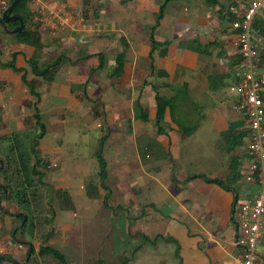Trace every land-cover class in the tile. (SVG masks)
Segmentation results:
<instances>
[{"label":"crops","instance_id":"1","mask_svg":"<svg viewBox=\"0 0 264 264\" xmlns=\"http://www.w3.org/2000/svg\"><path fill=\"white\" fill-rule=\"evenodd\" d=\"M197 2L199 1L197 0ZM200 2L208 7L206 9L208 13L207 15L204 14L202 21H199L198 16L200 10H198L191 15L190 18H187L188 22V19L191 20L192 25L187 24L186 27H180L179 29L176 25L169 33H166L161 19L153 32V36L156 41H165L167 44L156 47L152 51L151 60L148 59V53L150 51L149 42L146 51V57L148 59L147 66L149 68L151 65L152 68L149 70L150 75L147 74L148 78L157 80L159 83L161 80L160 78L164 76L168 77V83L165 82L166 84H163L161 88L171 89L172 93L170 95L165 94V96L174 95L177 91L181 92L176 99L175 118L181 119L184 128L194 125L195 128H193L189 134L185 135H182L181 130L176 125H172L173 123L163 127V133H157L155 127H147V129L144 128V130L141 131V137L145 135L147 140H153L154 144H156L153 146L154 153H152V150H146L144 148H148V144L152 143L146 141L141 144L140 147L144 151L152 153L148 154V156L144 154V156L150 158L154 155L156 159H161L163 163L159 160L158 163L155 161L152 165H143L142 155H140L138 144H136L135 159L142 168L141 170L144 177H141L140 181H138L140 187L137 192L139 191L138 194L140 195L137 197L131 194L126 205H129L130 210H132L136 204H140V210L142 211L141 215L139 214L141 229L138 231H144V234L148 237L152 234L153 237L155 234H166L177 242L179 248V264H234L238 261L241 250L239 246L233 243L235 238V226L231 217L232 208L237 202L252 198L256 193L257 183L254 176L249 174L244 167L249 159V153L245 147L243 138L242 143L229 152H226L227 146L221 138V133L226 129L228 122L240 121V116L231 108V104L234 100L232 95L233 85L236 79L239 61L235 36L228 25L230 19L227 17L230 16L231 13L228 14L226 5L220 3L219 0L212 5H206L203 0H200ZM236 2V9L240 10L244 5L240 0H236ZM194 9L198 8L195 7ZM192 10L193 9H190L189 11ZM231 17L232 16H230V18ZM263 17L264 14L257 15L254 21L262 19ZM148 22H153V16L150 17ZM178 22L180 23V21ZM59 29L62 30L63 28ZM188 29L191 30L189 35L188 32L184 33L185 30ZM253 33L256 38L258 50L257 70L260 74L264 75V37L259 35L254 28ZM50 34L47 35L50 36ZM56 34L57 32L50 37ZM43 35H45V33ZM0 38L9 40L11 44L10 51H3L4 61L0 60V168L1 166L3 167L6 160L9 159V161L12 162L6 174L0 172V236L4 237L5 233L9 231L10 240L15 243V245L12 244V246H10V251H7L9 250V246L6 248L4 241L0 239V243L5 245L4 252L0 255V264H3V262L5 264L12 260L10 255L14 250L18 253V260L17 262L14 260L13 264L15 262L22 264L26 263L27 254L30 251L31 245H29L28 241L16 237L15 233L22 232L28 225V215L25 214L24 209L18 204L20 203L19 201L23 199L21 197H24L25 191L27 190L25 185L29 186L32 177L35 176L30 174V165L33 159L29 154V145L34 133L33 135L29 134L27 138L25 137L27 135V127L33 122L31 119L33 114L31 105L32 97L28 89L20 81L19 75L21 72H14L10 68L2 66L1 63L10 60V54L12 52H17L14 56L15 66L21 68L22 71L25 72L27 78H35L37 80L38 84L36 85V91L39 94L37 106L40 119L45 125V132L36 145L38 156L39 153H43L45 156H55L58 163H62L63 161V164L73 160L78 162H80L79 159L83 160L86 155V145L90 144L88 136L86 135V129H84V124L81 123V120L83 116L84 118L86 117V108L89 109V106L86 107L84 104L81 105V101L83 100L80 96L81 93L78 95L77 92H72L69 87L70 82H67L65 76L62 75L60 79L58 78L59 71L64 74L63 67L55 72L53 80L50 82L35 77L29 72L25 63V57H23L22 51L23 44L15 42L8 33L2 34ZM60 39H62V37H60ZM176 43L178 46L177 49L175 47ZM163 51L164 54H160V52ZM178 54H181L180 57L181 60H183L181 64L174 58V56ZM175 66L179 67V74L177 76L171 75L172 72H176L173 71ZM124 69L125 67H123V71ZM157 71H163L164 76H159ZM57 83L63 85L60 87L54 85ZM76 85L80 88L81 83H76ZM166 85L167 87H165ZM125 86H127V84H125ZM157 88L160 87H156V91L158 92ZM70 94L74 95L75 98L70 97ZM117 94L122 95L120 92ZM153 94L154 91L150 96H148L149 94L146 95L147 100L148 98L153 99ZM62 99L66 100V102H62ZM84 100H86V98H84ZM119 100L121 101L123 99L118 97L117 102H119ZM183 102H186L190 108V117H186L185 113L179 109V106ZM142 106L145 109L143 104ZM151 109L154 110V106ZM153 115L150 114V117ZM191 115L193 119L189 122L187 118L191 119ZM26 119L28 123L25 122ZM131 120L140 122L139 120L133 119L132 115ZM186 120L187 122H185ZM48 124H50V130L47 129ZM51 124L55 125V128H57V125H60L61 129H59V131L62 132L57 133V131H54ZM203 126L207 127L204 128ZM241 127L244 128L243 123L239 128ZM202 129H211L218 132L219 140L216 143V148L225 154L219 178H224L227 174L228 157L231 155L237 156L239 162L237 175H229L227 177V189L218 187L214 183L205 182L199 178H193L188 181L185 177L191 174L177 173L174 177L182 180L184 185H179L176 189L173 185L171 186L172 182L170 179L173 176H162L165 178L164 182H168L167 186L159 177L148 175L150 174L148 169L151 167H156L161 164L169 165V163H171L169 159L167 161L162 159V154L164 153L166 157H170V159L178 163L180 151L182 149V141ZM47 132H51L53 135L48 138V135L46 136ZM148 135L153 137L149 138ZM95 136L98 142L99 136ZM95 136H93V138H95ZM59 138L61 139L60 145L55 142V140ZM119 138L120 147L126 145L127 138L123 141L121 137ZM23 139H27L28 143L27 151L25 152L26 155L23 152L24 156L21 155L19 150V143ZM119 144L115 150L119 149ZM186 148L188 151V147ZM113 158L114 164H120L118 160H121L122 163L125 162V158L123 159L121 157L118 159L115 155ZM20 162L23 163L24 168H20ZM61 165L62 164L59 166ZM61 171H58L57 176L53 171H50L46 173L44 177L51 180L53 179V184H50L53 187L52 189H60L63 192L66 191V195L70 198L71 205L69 209L59 205V211L66 212V210H72V216H75L73 210H78V208L75 203L73 204V193L71 190L67 189L66 181ZM4 174L7 176V182L3 179ZM245 176H249L250 181L249 177ZM213 177H217V175L213 174L211 178ZM182 181L178 182L177 180V183H181ZM48 182L50 181L48 180ZM138 182L136 181L135 184ZM152 182H154V184ZM4 183H7L8 192L3 188ZM63 183L66 187L62 189ZM17 191H22L23 195L19 196L20 200L15 197V192ZM98 192H100V189ZM166 196H170L173 202L171 206L167 208V212L162 213L161 210L157 209V205ZM29 201L30 199H27L26 203H29ZM151 204L153 206H149ZM102 207L105 208L103 205ZM132 217L133 216L130 217L131 225L133 224ZM24 221H26L25 225L20 228ZM63 227L64 224L62 229ZM135 233L136 231L132 234L135 235ZM22 251L24 252L22 253L24 257L23 261H20L19 257L22 256ZM257 251L264 260V225L260 240L257 244Z\"/></svg>","mask_w":264,"mask_h":264},{"label":"rangeland","instance_id":"2","mask_svg":"<svg viewBox=\"0 0 264 264\" xmlns=\"http://www.w3.org/2000/svg\"><path fill=\"white\" fill-rule=\"evenodd\" d=\"M27 1L31 16L30 26L39 29L41 40L46 49L42 51L39 60L42 61L49 57L53 58L59 54L64 55L66 59L57 69L58 71L63 67L64 74L59 71L58 78L60 79L62 75L65 76L67 82H70L69 87L72 92H77L78 95L81 93L80 96L83 98L81 105L89 106V109L86 108V117H82L81 123L84 124L90 145H86V155L83 160L79 159L80 162L73 160L66 164H63V161L58 163L55 156H45L43 153H39L43 160V165L40 162L37 166L42 175L41 181L35 175L32 177L30 187L25 185L27 190L24 197H21L23 199L20 200L19 196L21 194H15L16 199L20 200L18 205L24 209L25 214L29 218L27 227L22 232H16L15 236L28 241L32 249L36 250L38 244L42 242L43 235L46 232H50L47 242H50L49 244L64 253L69 264H96L95 260L97 258H102L104 264H119L118 258L123 255L130 257L126 264H179L177 258L173 255V249L175 248L173 242H164L157 239L155 244L151 245L143 242L136 234H132L141 229V222L139 221L141 207L140 204H136L132 209V213L130 206L126 205L131 194L137 197L140 195L138 194L139 191L137 192L140 187L138 181H140L141 177H144L142 168L135 159V146L138 144L140 147L141 144L149 141L152 144H148V148L144 147V145L143 147L146 150H152V153H154L153 146L156 145L153 140H147L145 135L141 137L142 134H140L144 128L154 127L153 116L150 117V114L153 115L154 110L151 108H153L154 102L152 98L147 100L146 95L149 94L148 96H150L154 89L156 90V87H160L157 90L161 94L170 95L172 93L171 89L161 88L163 84L168 83V77L160 78L161 80L158 83L157 80H152L147 76L150 70L147 66L148 59L146 57L147 34L148 26L151 24L148 21L156 12L162 0H48L47 6L51 10L55 9L61 1L66 2L67 7L64 11H67L69 15V27H61L65 30L58 28L53 32L47 30L48 28L41 31L39 19L43 13L41 15L38 14L34 10L31 0ZM198 1L169 0L161 18L164 31L169 33L176 25L178 29L186 27L187 24L192 25L191 20L188 19V22L187 18H190L198 10H200L199 21H202L204 14L207 15L208 13V10H206L208 7L204 6L200 0ZM195 7L198 9H194ZM190 9L193 10L189 11ZM44 12L46 13L45 10ZM190 31L188 29L184 33L188 32L189 35ZM56 32L55 36L50 37ZM44 33L46 37L43 35ZM47 34H50V36ZM10 46L9 40L0 38V60L4 61L3 51H10ZM22 47L23 57H27L31 48L25 44ZM175 47L177 49V43ZM119 51H123L125 54V69L119 77L109 78L108 73L114 66L113 57ZM97 52H102L103 54V67H97L98 62L95 56L78 61L75 60L78 55L82 56L86 53ZM180 55L174 56L179 64L183 63ZM91 68L92 70L90 71ZM178 70L179 67L175 66L173 71L176 72H172L171 75L177 76L179 74ZM76 83L84 84L82 88H79ZM54 85L60 87L63 84L59 85L57 83ZM82 90L86 98L96 99L100 102V105L97 103L92 107L91 101L84 100L85 97ZM119 92L122 95H118L117 93ZM138 94L139 100L145 106L149 117L145 123L131 120L132 101ZM70 97L75 98L72 94H70ZM118 97L123 100L117 102ZM62 102H66V100L62 99ZM93 109H95L97 115L92 113ZM179 109L185 113L186 117H190V108L186 102L181 103ZM168 118V115H165L163 127L172 124ZM192 119V115L191 119L187 118L189 122ZM51 125L57 133L62 132L59 131L61 129L60 125H57V128H55V125ZM203 127L206 128L207 126ZM47 129H51L50 124L47 125ZM36 132L37 129L31 122L30 126L27 127V135L25 137L27 138L29 134L33 135ZM102 134L105 135L102 151L107 162L106 185L109 190L107 203L111 207L121 206L115 212L103 208L101 198L87 197L84 191L86 182L95 185L97 183L95 174L97 167L92 153L97 146L95 135L100 136ZM52 135L51 132L46 133L48 138ZM119 137H121L122 141L127 138V143L126 145L123 144V147H120ZM152 137L149 136V138ZM218 140L219 136L216 130H198L182 141L179 164L170 159V157H166L164 153L162 154V159H165V161L169 159L171 163L169 165L161 164L162 166L151 167L148 169V172H150L148 175L157 176L163 182L165 178L162 176L167 175L169 177L171 175L173 176L170 179L172 182L171 186L173 185L176 189L179 185H184L182 180L174 177L176 173L203 174L206 177H211L215 174L220 177L221 165L225 154L216 148ZM55 142L60 145L61 139H56ZM118 144L119 149L115 150ZM27 146V139H23L19 143V150L22 156L27 151ZM186 147H188V151ZM139 152L142 155V163L145 166L152 165L155 161L157 163L159 160L161 161V159H156L154 155L146 158L144 154L148 156V154L152 153L144 151L142 148H140ZM114 155L118 159L121 157L125 158V162L122 163L121 160H118L120 164H114ZM161 162L163 163V161ZM60 164L62 165L59 166ZM50 171H53L56 176L58 171L63 173L67 189L73 193V204L75 203L78 208V210H73L75 216H72V210L59 211L60 208L58 206L61 203V197L53 192V187L50 185L53 179L44 177ZM193 178L203 180L202 177ZM193 178L185 177L188 181ZM177 180L182 182L177 183ZM136 181L138 182L137 184H135ZM152 183L154 184V182ZM164 183L168 186V182L165 181ZM66 186L63 183L62 189ZM64 193L67 194L66 191ZM100 193L103 194L101 190ZM27 199H30L29 203H26ZM172 202L170 196H166L158 203L157 209L161 210L162 213H166ZM3 214L5 215L4 212ZM131 216H133L132 225L130 222ZM63 224L64 227L62 229ZM140 232L144 234V231ZM150 237H153V234ZM0 239L4 241L6 248L9 246L7 251H10L12 244L15 245L10 240L9 231L5 233L4 237L0 236ZM137 244L139 249L131 256L129 251ZM23 251L21 252L22 256L19 257L20 261H23ZM10 256L12 260L9 261L10 263L5 264H13L14 260L17 262L18 253H16V250ZM27 257L29 264H49L53 262V259L49 256L39 257L35 252L28 253Z\"/></svg>","mask_w":264,"mask_h":264},{"label":"trees","instance_id":"3","mask_svg":"<svg viewBox=\"0 0 264 264\" xmlns=\"http://www.w3.org/2000/svg\"><path fill=\"white\" fill-rule=\"evenodd\" d=\"M7 5L12 1V0H5ZM169 0H162L161 3L158 5L156 12L153 14V22L149 24L148 26V34H147V40L150 45V51L148 53V59L151 60L152 56V51L158 47L159 45L167 44V42H159L154 39L153 32L157 25L159 24L161 18L163 17L164 9L165 6L167 5ZM206 5H212L216 3L217 0H203ZM240 2L245 6L248 2V0H240ZM28 1L27 0H18L16 5L13 7L11 14L18 16L22 20V28L18 32H12V29L17 26L18 24V19L16 17L12 18L11 20L7 21H2L0 23V36L2 34L8 33L15 42L17 43H22L25 44L26 46L31 48V53L27 57H25V63L29 69V72L33 74L35 77H38L42 80H45L47 82H50L53 80L54 74L57 71V69L61 66V63L66 59L64 55H57L53 58L49 57L47 59H44L40 61V56L42 51L45 49L44 43L41 41V36H40V31L38 28H32L30 26V9L28 6ZM66 10V9H64ZM229 14V13H228ZM237 13H231L230 16L227 18L232 20L235 18ZM253 28L256 29L257 33L264 37V17L262 19H257L253 22ZM189 47V44H188ZM200 49V48H199ZM163 50V49H162ZM201 50V49H200ZM202 51V50H201ZM17 52H12L10 54V60H8L5 63H1L2 66L10 68L14 72H21L20 73V81L22 84L28 89L29 94L32 97V109H33V114L31 119L33 120L34 126L37 129V132L32 136L30 145H29V154L32 156V163L30 165V174L36 175L39 178V181H41V173L38 170V165L40 162H42L43 165V160L41 157L38 156V152L36 150V145L38 140L43 136L45 132V125L42 123L39 115V109L37 106V103L39 102V94L36 91V85L37 80L35 78H27L26 74L24 71H22L21 68L15 66V59L14 56L16 55ZM160 54H164L163 52H160ZM97 58V67H103L104 65V57L102 52H97V53H86L82 56L78 55L76 57V61L84 59V58H89L93 57ZM239 56V55H238ZM239 59V57H238ZM124 61H125V54L123 51L117 52L114 57H113V62L114 66L112 70L108 73L109 78H114V77H119L123 73V67H124ZM150 65V64H149ZM150 70L151 65L149 66ZM92 68L90 69V71ZM159 76H164L163 71H157ZM81 88L83 87V84L80 86ZM83 92V90H82ZM84 93V92H83ZM180 91H177L176 94L171 95V96H165L163 94H159L155 89H154V95H153V102H154V115H153V125L156 128L157 133H163V123H164V117L167 114L169 117V121H171L174 125H176L180 130L182 135L189 134L193 128H195V125L192 127H186L184 128L182 125L181 119L175 118L174 112L176 111V99L180 95ZM84 97L86 98V95L84 93ZM87 100L92 102V107H94L97 103L99 104L100 102L96 99H89L86 98ZM100 105V104H99ZM92 113L94 115H97V112L95 109L92 110ZM132 118L139 120L140 122H146L148 120V113L142 106L140 100H139V95L132 101ZM26 123L27 119L25 120ZM243 123L242 117H240V121H230L227 124L226 129L224 132L221 133V138L223 139L224 143L226 144V152H229L233 148L237 147L242 143V138L245 135V129L244 128H239ZM239 129H238V128ZM105 141V135L102 134L98 138L97 146L93 152V155L95 157L96 161V179L97 183L91 184L90 182H86L85 184V194L87 197H95V198H101L102 205L106 209H110L111 212H115L117 209L121 208V206H116V207H111L107 203V197H108V186L106 185V177H107V172H106V160L103 156V143ZM140 148L138 146V150L140 151ZM249 158V156H248ZM11 163L8 160L5 161L3 167L1 166L0 172L2 173H7L9 167H11ZM238 160L237 156L231 155L228 157V162H227V174L224 178H219V177H206L203 174H191L188 175V178H193V177H202L203 181L208 182V183H214L217 184L218 186L222 188L227 189V177L230 176H236L237 175V169H238ZM3 164V163H2ZM21 166L20 168H24V165L22 162L19 163ZM3 176V179L6 180L7 182V176ZM4 190L8 192L7 189V183H4L3 186ZM22 188V187H21ZM99 189L103 192L101 194ZM2 191V190H1ZM54 194H57L61 197V207L63 208H68L71 205V201L68 195H66L63 191L60 189H53ZM22 194V191H17L15 192L16 195ZM7 194V193H6ZM5 196L7 197V195ZM149 206H153L152 204ZM142 211L140 212L141 215ZM51 216V215H50ZM24 221L21 225L20 228H22L25 225ZM135 234H137L140 239L143 242L150 243L151 245L155 244V241L157 239L164 241V242H173L175 244V248L173 249V255L175 258H177L178 262L180 261L179 255H178V244L177 242L170 236L167 235H161V234H155L154 237L149 238L146 234H142L140 231H137ZM50 235V232H46L43 237H42V242L37 246L36 250H33L30 246V251L29 253L35 252L39 257L41 256H49L51 259H53L52 263L49 264H69L68 260L65 256L64 253H62L60 250L55 248L54 246L50 245L47 243V239ZM139 249V245L134 246L130 251L129 254L132 256L137 250ZM119 264H126L130 257L123 255L122 257L118 258ZM96 264H104V261L102 258H97L95 260ZM18 264V263H14ZM22 264H29L28 262V257L26 259V263Z\"/></svg>","mask_w":264,"mask_h":264},{"label":"built area","instance_id":"4","mask_svg":"<svg viewBox=\"0 0 264 264\" xmlns=\"http://www.w3.org/2000/svg\"><path fill=\"white\" fill-rule=\"evenodd\" d=\"M47 1L31 0L34 10L40 15L43 13L39 19L41 31L47 28L50 32L61 27L68 28L69 15L64 11L67 7L65 2L61 1L51 10L47 6ZM219 2L226 5L228 13H237L228 24L234 33L239 55L231 108L243 119L245 129L243 140L249 153L245 169L254 176L257 183L255 195L237 202L232 208L231 217L235 226L233 243L241 250L240 257L234 264H264L257 251L264 225V75L257 70L258 52L253 33L255 17L264 14V0H248L240 10L236 9V0ZM6 6V1L0 0V16ZM4 249L5 245L0 243V255Z\"/></svg>","mask_w":264,"mask_h":264},{"label":"water","instance_id":"5","mask_svg":"<svg viewBox=\"0 0 264 264\" xmlns=\"http://www.w3.org/2000/svg\"><path fill=\"white\" fill-rule=\"evenodd\" d=\"M18 0H12L6 7L5 9L2 11L1 16H0V23H2V21H7V20H11L12 18L16 17L18 19V24L16 27H14L12 29V32H18L21 30L22 28V20L15 15L11 14V11L13 9V7L16 5Z\"/></svg>","mask_w":264,"mask_h":264}]
</instances>
